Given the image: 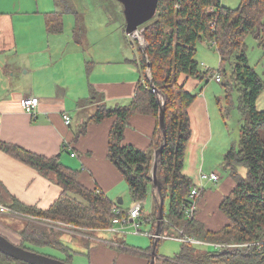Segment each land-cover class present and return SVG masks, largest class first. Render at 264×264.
Instances as JSON below:
<instances>
[{"label":"crops","instance_id":"obj_1","mask_svg":"<svg viewBox=\"0 0 264 264\" xmlns=\"http://www.w3.org/2000/svg\"><path fill=\"white\" fill-rule=\"evenodd\" d=\"M107 1L0 0V142L47 157L60 154L64 165L79 170L82 184L90 189H101L123 204L122 207H130L135 200L129 184L108 157L109 137L116 115L99 122L90 121L87 130L77 135L81 125L95 114L100 104V101H92L93 91L101 93L102 102L112 106L126 104L136 95L138 81L145 75L150 76L149 70L145 72L142 66L141 56L145 53L142 32L139 31L138 37L129 34L124 8L119 4L107 5ZM51 12H62L61 31L49 30L47 16ZM94 31L100 32V36ZM214 49L218 58L213 65L219 62L222 66L220 53ZM205 59L202 57L203 67L213 70L207 79L186 73L180 76V82L196 95L189 108L192 136L186 149L184 172L202 188L196 218L207 230L218 231L231 222L221 209V203L237 185L224 166L225 155L234 143L229 137L228 125H225V143L220 150H213L208 158L207 151L216 142V121L211 115L214 100L207 87L212 79L218 81L215 72L221 73V66L212 69L207 62L210 57ZM222 85L220 82V88ZM223 87L220 89L215 85L219 105L222 102L217 93L224 98L226 86ZM27 96L41 99L33 113L23 105ZM237 102L238 97L233 99L234 105ZM257 106L264 109V89ZM65 112L71 116L70 123L64 118ZM156 127L155 115L137 112L126 127L124 142L142 149L150 148ZM213 171L220 174L219 181L202 177L204 172ZM62 192L54 172L47 176L0 146V203L9 206L16 198L24 204L47 209ZM152 193L153 215L159 199L153 185ZM128 197L132 200L129 205L125 202ZM145 224L153 229L152 221ZM100 231L102 233L99 232L96 238L98 242L86 244L85 240L80 241L78 246H87L81 248L88 256V263L80 261V264L150 263L152 246L136 253L123 238H112L107 234L120 231ZM0 232L16 243L18 240H13L14 237L20 240L19 233L5 225L2 218ZM66 233L73 235L75 231ZM152 240L154 244L153 237ZM200 246V251H207ZM72 250L76 251L75 248ZM69 253L74 262V255Z\"/></svg>","mask_w":264,"mask_h":264},{"label":"trees","instance_id":"obj_2","mask_svg":"<svg viewBox=\"0 0 264 264\" xmlns=\"http://www.w3.org/2000/svg\"><path fill=\"white\" fill-rule=\"evenodd\" d=\"M47 25L50 31H61L62 12L49 13ZM140 28H144L142 33L148 40L141 56L142 66L145 72L150 68V76L145 75L138 81L136 95L126 104L112 106L102 102L101 93L93 91L92 101H100V104L95 114L81 125L77 135L87 130L90 121L99 122L116 115L109 137L108 157L125 176L133 199L144 201L153 185L154 152L165 142L158 162L164 208L165 199L168 194L170 196L163 232L170 228L169 221H172L185 232L203 240L205 243L202 244H212L216 249L202 252L198 244L181 241L179 252L172 257L158 255L155 264H264V109L257 106L264 89V70L260 73L250 64L245 42L246 36L253 34L264 51V0H242L237 7L224 5L222 0H159L155 17ZM206 39L213 41L220 53L221 83L226 86V91H238L242 117L238 142L228 149L224 162L237 183L221 203V209L231 222L218 231L207 230L196 215L189 217L186 213L188 204L193 201L190 193L196 185L184 172L186 149L192 136L189 108L196 95L180 82V76L186 73L204 80L213 73L210 68L205 69L197 57L198 43ZM232 91L229 100L233 103ZM162 106L166 137L160 124ZM137 112L157 117L153 144L147 149L124 142L126 127ZM0 146L47 176L54 172L63 188L60 197L47 209L24 204L16 198L9 205L25 214L21 218L27 217L23 218L25 226L18 230L21 236L18 244L33 250H37V245L67 250L61 237L64 231L38 225L40 222L36 219L42 217L85 229L104 230L113 225L116 215L113 207L116 204L122 207L123 204L111 199L101 189H90L82 184L79 170L64 165L60 154L47 157L6 142H0ZM158 204L159 199L155 213L147 218L153 221V230ZM142 216L147 217L144 210ZM249 241L254 245L245 244ZM158 243L159 240L157 248ZM66 260L72 262L71 255ZM0 261L32 264L1 250Z\"/></svg>","mask_w":264,"mask_h":264},{"label":"rangeland","instance_id":"obj_3","mask_svg":"<svg viewBox=\"0 0 264 264\" xmlns=\"http://www.w3.org/2000/svg\"><path fill=\"white\" fill-rule=\"evenodd\" d=\"M107 1V0H105ZM117 1V2H116ZM224 5L227 6H231V7H237L240 5V3L242 2V0H222ZM107 5L111 4H119L121 5V7L124 8L123 3L120 0H108L107 1ZM99 6V5H97ZM144 30V28H142ZM94 33L97 34V36H100V32H96L94 31ZM134 35V34H132ZM143 47L146 51V47L148 45V40L147 38L144 36L143 38ZM207 42H210L211 44H208ZM245 42L247 45V53L249 55V61L250 64L257 67V69L259 70L260 73L263 72L264 68V57H262L264 55V51L262 50V48L259 46L255 36L253 34H249L246 36L245 38ZM204 47V48H203ZM212 47V49L210 48ZM215 44L213 41H210L209 39L206 40H202L199 41L198 43V53H197V57L199 59V61H202V57L205 59L206 57H210V59L207 61L208 63H210V65L213 67L212 69H214L215 67H219L221 66V63H217L215 65H213V62L217 61L218 58V54L215 52ZM147 55V54H146ZM206 60V59H205ZM226 67L229 68L230 64L227 63ZM148 70L150 72V68L148 67ZM218 82V81H217ZM216 81H214L213 79L211 80V82L209 83L207 90L211 92L212 94V98L214 100V104L211 110V115L212 117L215 119L216 123L214 125V130H215V137H216V142L213 143L209 150L207 151V156L208 158L213 154V150L217 149L220 150V148L222 147V145L225 143V132H224V128L226 127L225 125H228V133H229V137L232 139L233 143H236L237 140L239 139V135H240V126L242 123V117H241V112L239 110V103L237 102L235 105L231 102L230 97H231V91L232 90H227L224 89L223 94H224V98H221L220 94L217 93L218 95V99L219 102H222V105H219L217 102V98L215 96V85H217L220 88V82L217 83ZM222 84V83H221ZM223 85L222 88L223 89ZM234 91V92H233ZM232 91V94L234 95V98L237 99L238 96V91L236 89H234ZM226 96V98H225ZM223 110V111H221ZM237 144V143H236ZM216 162V161H215ZM208 167V166H206ZM160 176V175H159ZM169 193V192H168ZM159 198V194L157 195ZM153 193H152V188L146 198L145 201V207H144V215L145 216H149L151 214V210L153 207ZM131 198H127V200L125 202H127V205L131 204ZM169 202H170V196L169 194L167 195L166 199H165V209H168L169 206ZM126 204V203H125ZM131 207V206H130ZM130 207H123L124 209H129ZM0 218H2V221L4 222L5 225H7L8 227L16 230L18 232L19 229H22L25 224L26 221L21 218V217H11L9 215L5 216V213H2ZM35 219V218H33ZM38 220L40 223H38V225L42 226V227H53L55 229L58 230H62L64 231V233H62L61 237L62 240L64 241V243L67 245L68 250H63L61 248L58 247H54V246H50V245H44V246H40L37 245L35 246L37 248V250H39V252L45 253V254H49L51 256L54 257H58V258H68L70 256V251L71 253L74 255L73 264H80V261H83L85 263H88V256L85 254H83L84 250L81 247L86 248L87 246L83 245V246H78L80 241L85 240V243L87 244H91L94 242H98V240L96 238L97 235L100 233H102V231H100L97 228H82L79 226H75V224L73 223H64L61 221H55V219H49V218H44L42 217V219H36ZM147 222H144L142 225V230L143 231H151L153 229H150L151 226L145 224ZM68 230H74L75 233H73V235L66 233ZM167 230H169V228L166 229L165 232H167ZM4 231V230H3ZM6 232V231H5ZM108 231L104 232L107 233ZM110 237L115 238L116 236L119 238H123L128 244L131 245L132 248L135 249L134 252L139 253L140 252H144L147 248H149L150 246L153 247V240L152 237L149 236L147 233H138L133 231L131 228L127 229L126 231H124V233L121 232H110L107 233ZM13 236V234L11 235ZM14 237V236H13ZM18 237L21 238V236L18 235ZM76 238V240L74 239ZM13 240H18V242H20L19 238L14 237ZM201 245L198 244L197 247ZM201 248H204L205 250H215L216 247H214L213 249L212 246L207 245V244H203L200 246ZM73 248L76 249V251L72 250ZM137 249V250H136ZM181 249V241L174 239V238H166L163 237L162 240H160V242L158 243V248H157V254L159 256L162 257H172L173 255H175V253L179 252V250Z\"/></svg>","mask_w":264,"mask_h":264},{"label":"water","instance_id":"obj_4","mask_svg":"<svg viewBox=\"0 0 264 264\" xmlns=\"http://www.w3.org/2000/svg\"><path fill=\"white\" fill-rule=\"evenodd\" d=\"M124 5V13L127 21L126 30L129 34H136L140 26L148 20H151L157 14L159 0H120ZM138 36V35H137ZM160 124L166 137L165 110L162 106L160 113ZM165 142L155 151V161L153 165V186L157 188L160 194V201L157 213L156 233L159 234L165 218L164 194L162 191V180L158 175L159 156L162 155ZM122 200V198H119ZM157 239L154 241L153 250L149 264H155L157 257ZM0 250L12 257L27 261L32 264H73L67 260L51 256L23 245H20L0 232ZM0 264H9L0 261Z\"/></svg>","mask_w":264,"mask_h":264},{"label":"built area","instance_id":"obj_5","mask_svg":"<svg viewBox=\"0 0 264 264\" xmlns=\"http://www.w3.org/2000/svg\"><path fill=\"white\" fill-rule=\"evenodd\" d=\"M207 66V65H206ZM208 68V67H207ZM216 79L218 81H221V73L219 71L215 72ZM154 91H157L155 87H153ZM40 98L38 96H27L24 97L23 99V105L25 109L31 113H33L39 106L40 104ZM64 118L67 123L71 122V116L65 112L64 113ZM203 178H210L213 181H219L221 176L219 173L213 171L210 173L204 172L202 174ZM202 193V188L195 185L192 188V191L190 193V197L193 199L191 203L188 204L186 208V213L189 217H194L196 215L195 210L198 208V197H200ZM145 207V201L144 200H135L131 207L129 209H124L123 207H120L118 204L114 205L113 211L116 213L114 220H113V225L110 227H107V230H112V231H126L127 229H132L135 232H142V233H147L150 236H152L154 239H159V238H174L182 242H189V243H196V244H202L205 243L203 240L198 239L194 235H190L189 233L184 231L183 227L175 225L172 221H169L171 224L170 229L167 232H160L157 234L154 231H143L142 230V225L144 222L148 221V217H143L142 216V211L144 210ZM0 213H8V214H17L18 216H23L25 214L17 211L11 206L4 205L0 203ZM259 245L260 242L258 241ZM247 245H254V242L249 241L245 242ZM216 245H220L216 243Z\"/></svg>","mask_w":264,"mask_h":264},{"label":"clouds","instance_id":"obj_6","mask_svg":"<svg viewBox=\"0 0 264 264\" xmlns=\"http://www.w3.org/2000/svg\"><path fill=\"white\" fill-rule=\"evenodd\" d=\"M139 31H141V32H143L142 31V28H139V30H138V32L136 33V34H134L136 37H138L137 35H138V33H139ZM142 35H143V33H142ZM143 37H144V35H143ZM145 50V49H144ZM221 77H222V75H221ZM161 156V155H160ZM160 156H159V158H160ZM155 161V160H154ZM159 162V161H158ZM154 165V164H153ZM152 173H153V169H152ZM158 191V190H157ZM158 194H159V192H158ZM159 201H160V194H159ZM159 205V204H158ZM164 221H165V218H164ZM147 222H151L150 220L149 221H147ZM153 222V221H152ZM156 227H157V222H156ZM163 228H164V223H163V226H162V230H161V232L163 233ZM106 229V228H105ZM170 229V228H169ZM107 230V229H106ZM152 231H154V232H156V228L154 229V230H152ZM168 231V230H167ZM124 232V231H123ZM165 232V231H164ZM152 237V236H151ZM160 239H162V238H159V239H157V241L158 240H160ZM154 240H156V239H154ZM152 249H153V247H152ZM157 250V249H156ZM158 256V255H157ZM157 258V257H156Z\"/></svg>","mask_w":264,"mask_h":264}]
</instances>
